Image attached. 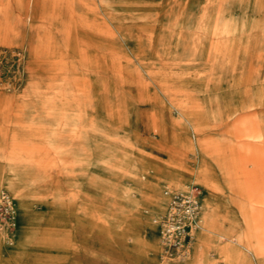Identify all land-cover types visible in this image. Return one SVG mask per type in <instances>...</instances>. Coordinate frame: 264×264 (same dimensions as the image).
I'll return each instance as SVG.
<instances>
[{
	"label": "rangeland",
	"instance_id": "rangeland-1",
	"mask_svg": "<svg viewBox=\"0 0 264 264\" xmlns=\"http://www.w3.org/2000/svg\"><path fill=\"white\" fill-rule=\"evenodd\" d=\"M0 264H264V0H0Z\"/></svg>",
	"mask_w": 264,
	"mask_h": 264
},
{
	"label": "bare ground",
	"instance_id": "bare-ground-1",
	"mask_svg": "<svg viewBox=\"0 0 264 264\" xmlns=\"http://www.w3.org/2000/svg\"><path fill=\"white\" fill-rule=\"evenodd\" d=\"M177 194L180 195L179 193ZM186 195H187L186 196L187 198L185 197L183 198L185 200H189V202L191 203V206L188 208H184L183 210H177L171 207V205L169 206L168 219H170L171 216L173 215L176 216V224H169V222H167L168 226L165 227V225H162L163 237H165L164 234L166 233L167 230L172 231V230L178 229L179 228L178 225H180V228L182 225H185L193 229L194 225L197 224L196 219H197L198 213L196 214L194 212L193 207L198 206V208H200V204L198 203L199 201L192 196L191 189H190V192Z\"/></svg>",
	"mask_w": 264,
	"mask_h": 264
},
{
	"label": "built area",
	"instance_id": "built-area-1",
	"mask_svg": "<svg viewBox=\"0 0 264 264\" xmlns=\"http://www.w3.org/2000/svg\"><path fill=\"white\" fill-rule=\"evenodd\" d=\"M189 203H190V202H189ZM190 204H191V203H190ZM190 206H191V205H190ZM190 206H189V207H190ZM195 208H196V206L193 207L194 212H195ZM172 217H173V219L171 220ZM171 218L168 219L167 222H169V224H176V216L173 215V216H171ZM167 222H166L165 227L168 226V225H167ZM183 226H184V225H182L181 228H180V225H178V227H179L178 229H175V230H172V231L167 230L166 233H165V234H166V237L169 236V235H171L172 233H174V234L177 233V234H179V235L182 234V233H184V227H183ZM169 237H170V236H169Z\"/></svg>",
	"mask_w": 264,
	"mask_h": 264
}]
</instances>
